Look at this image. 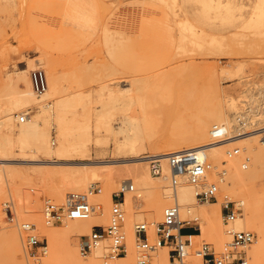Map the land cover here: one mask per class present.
I'll return each instance as SVG.
<instances>
[{
  "label": "bare ground",
  "instance_id": "6f19581e",
  "mask_svg": "<svg viewBox=\"0 0 264 264\" xmlns=\"http://www.w3.org/2000/svg\"><path fill=\"white\" fill-rule=\"evenodd\" d=\"M83 1L75 0L69 11L76 10L80 16L84 7ZM159 1L174 15L189 12L192 22L182 23L181 27L191 31L196 28L211 27L216 20L224 26H229L233 21L231 14L234 8L243 7V3L238 2L239 0ZM189 2L198 3L201 7L188 9L186 6ZM150 3L142 0L139 6L140 12L152 11V7L147 6ZM61 11L68 14L63 8ZM211 12L215 13L213 17H210ZM215 41L216 38L212 37L211 42ZM39 53V57L30 60L28 66L33 68L37 62L46 66V90L36 93L31 87L30 78L26 74L27 70L22 68L16 69L14 75L9 76L7 88L5 86L6 90L2 91L5 93L6 102L0 112V162L10 159V153L16 147L23 157H28L26 161L44 166L36 167L28 172L26 177L28 181L24 185L28 183L32 191V195L30 193L29 196L25 194L28 191L26 187L23 190L25 193L22 191L24 185L21 184L22 187H20V185L11 184L9 180L11 174L7 167H0V225H3L4 230L0 235V242L7 244L9 259L14 261V264H26L25 259L28 257L24 250V242L21 243L23 237L20 239L23 232L19 229L18 223L21 221L36 225L37 232L45 237L49 246V252L47 253V250L45 256L38 257L33 264H103L101 257H105V252L107 253L106 242L93 249L89 255L87 254V259H83L77 250L78 244L77 248L74 245V240L89 234L95 225L105 227L108 224L112 200L111 189L116 186L121 188L124 183H130L134 188L133 191L125 192L122 203V207L127 210L123 222L124 232H126V254L111 261L115 262L113 264H132L135 260L136 235L133 226L135 217L132 209L135 207L134 203L138 195L147 201V213L141 212L139 215L143 219L140 223L148 224L146 227L150 238L154 234V226L161 216V211L175 198L179 204L181 218L185 219L189 216L191 217L189 220H198L200 232L192 235L191 238L199 239L204 236L213 242L217 253L231 239L222 220V211L218 203L235 200L237 205L243 206L241 207L243 211L237 215L230 228L232 230L251 229L257 233L255 241L244 249L247 251L246 255L250 259V264H264V186L258 188L254 182L258 172L264 174V135L259 132L257 134L256 130L239 132L249 126L251 120L257 123L260 120L259 114L264 112V106L259 107L257 101H254L256 98H253L264 100V73L260 74L257 71L259 67L263 68L260 64L264 62L263 60L258 62L257 66H250L245 63L246 61H238L232 65L229 63L226 67L212 66L208 73L209 77L207 76L206 90L203 88V91L198 89L189 91L187 98L189 102L187 104L182 100V108L178 110L173 123L175 128L169 135V115H159L155 105L151 108V105L143 103L147 94L152 95L148 93L149 91L169 86L163 78L166 72H161V79H154L153 82L152 80L148 82L147 77H145L146 80L143 77L132 79L130 82L127 80L124 86L118 81V83L114 81L103 84L99 95L102 96L103 91H106V99L101 102L99 108L91 111V114H87L82 120H77L74 114L69 113L71 100L63 96L58 79L51 72L50 59L45 52ZM205 71L207 73V70ZM222 78H226L231 83L225 87L221 86L219 79ZM201 85L204 86V84ZM84 95L77 92L74 98L79 99ZM244 97L253 98V102L257 103L256 106L253 105L252 108V104L249 103L251 107H248L251 110L247 108H245L246 111L241 110L243 105L240 103L244 104L247 101ZM261 100H259L260 103ZM28 107L32 110H28ZM87 110L90 111L91 108ZM16 112L25 115L23 122L19 121L21 114L14 115ZM118 113L121 118L118 129H115L112 118ZM90 115L93 116L92 120L97 129L104 127L112 135H122L120 140L115 139L113 148L120 153L127 151L128 157L85 162V157L90 155L92 142ZM15 119L16 129L14 128ZM208 119L213 121L211 126ZM214 125L219 128L213 129ZM157 128L160 130L157 131ZM50 129L57 131L56 146L51 145L54 143L52 138L51 143L49 142ZM145 145L151 148L150 153L143 154ZM232 145L238 146L239 152L228 156L230 151L228 148ZM181 146L184 147L181 149ZM183 150L194 151L200 158L206 159L211 164L206 176L207 180L203 184L216 183L217 193L220 191L223 197L221 200L216 199L217 202L210 203V210L201 208L195 203V192L203 184H191L185 176H180L174 190L170 185V172L165 156ZM152 156L160 158L161 175L151 173L150 158ZM74 160L79 162H72ZM50 165H64L65 168H55ZM53 176H59L60 182L51 187L47 183ZM33 178H37L39 183L46 185V194L55 196L59 203L64 200V188L82 191L91 180L99 182L100 191L91 194V198L93 197L92 203L95 200L94 204H98L102 210L99 214L93 212L86 219H66L67 221L62 227L60 226V229L54 228L52 223H47L42 217L40 207L43 194L40 192L41 189L32 184ZM227 192L232 194V200ZM9 200L12 217H8L1 208V205L6 206ZM154 252L152 253L156 262L150 264H167L166 247H159V250ZM188 259L193 264H199V258L195 255H190Z\"/></svg>",
  "mask_w": 264,
  "mask_h": 264
},
{
  "label": "rangeland",
  "instance_id": "374dc122",
  "mask_svg": "<svg viewBox=\"0 0 264 264\" xmlns=\"http://www.w3.org/2000/svg\"><path fill=\"white\" fill-rule=\"evenodd\" d=\"M74 1L0 0V112L5 106L4 102H6L5 93H2V91L7 88L9 76H13L16 69L22 68L27 70L28 78H30L31 70L36 68L42 69L45 73L46 66L40 64V62H37V65L33 68L28 66L30 60L39 57V52H45V55L51 61V72L58 79L63 96L71 100L69 113L74 114L77 120H82L87 114H91V111L99 108L101 102L106 99V91H103L102 96L99 95L100 87L103 84H110L115 81V83L119 82L120 85L124 86L127 80L130 82L132 79L143 77L144 79L147 77L148 82L150 80L153 82L154 79H161V72H166L167 74L163 78L169 83V86L149 91L148 93L152 95L147 94L144 101H142L144 104L151 105V108L155 105L154 107L159 111V115H169L170 135L173 128H175L173 123L178 114L177 112L182 108V100L188 104L187 98L191 89L203 91L204 88L206 90L208 73H210L212 66L226 67L229 63L232 65L238 61H246L245 63L250 66H257L260 61H264V0H239L238 2L243 3V7L234 8L231 14L233 21L229 26H224L219 20H216L211 27L196 28L194 31L181 27L182 23L192 22L189 12L174 15L159 0H144L151 2L147 6L148 8L152 7V11L148 12H140L139 10L142 0H84V7L80 16L76 10L75 12L74 10L69 11L73 7ZM186 7L188 9H199L201 5L189 2ZM62 8L67 10L68 14L61 11ZM214 15V12L210 13V17ZM212 37L216 38L215 42H211ZM263 63H260L263 68L259 67L260 69H257L260 74L264 73ZM204 69L207 70V73ZM169 71L171 72L169 73ZM257 78L259 77L257 76ZM219 81L221 86L224 87L231 83L226 78L219 79ZM201 84H204V86ZM77 92L85 95L76 99L74 97ZM244 98L247 101L244 104L240 103V105H243L241 109L243 111L245 108L251 110L248 107H251V104L252 108L257 103L259 107L264 106V102L262 103L264 100L257 97L253 98L258 100L250 99L249 97ZM253 100L257 101V103H254ZM259 100H261L262 104ZM249 103L251 104L249 105ZM89 108H91L90 111L87 110ZM28 110L31 111L32 108L28 107ZM18 113L21 114L16 112L14 115L16 116ZM120 118L119 113L112 118V125L115 129H118ZM259 118L260 120L257 123L251 120L249 126L239 130V132L256 130L257 134L259 132V134L264 135V112L259 114ZM90 119L92 142L90 143V155L85 157V162L128 157L127 151L120 153L113 148L115 139L120 140L122 135H112L104 127L97 129L94 125V120H92V115H90ZM208 123L211 126L213 121L208 119ZM92 127L95 128L93 129ZM14 128H17L16 119L14 120ZM54 129H50L49 134V142L51 143V138L54 141V143H51L52 146L58 144L57 131L55 132ZM156 130L159 131L160 129L157 128ZM162 131L163 129L161 128ZM114 135L116 138L113 137ZM182 147L184 146H181V149ZM234 147L238 146L232 145L228 149ZM149 151H151V148L145 145L143 154L150 153ZM27 158V156L23 157L20 150L15 147L10 153V159L0 162V167H7L11 174L9 180L12 185H20L22 187L28 181L26 178L28 172H31L36 167H44L41 164L26 161ZM59 161L62 162V160ZM72 162L79 161L74 160ZM50 166L65 168L64 165ZM39 182L37 178L32 179V184L36 188L38 187L39 190L41 189L40 192L43 194L40 207L43 219V210L47 201L60 206L64 204L68 193L77 191L64 188V200L59 203L56 201L55 196L46 194V185ZM59 182V176H53L47 184L52 187L59 184ZM254 182L258 188L263 187L264 174L258 172ZM92 183L100 187L99 182L91 180L82 191H86ZM25 187L26 190H30L29 193L28 191L26 193L23 191ZM119 188L118 186L112 188L111 195ZM22 191L27 196L32 192L28 187V183L22 187ZM219 193L216 194L217 200H221V197H223L220 191ZM227 195L231 199L232 194L228 193ZM90 199L92 202L93 197L91 198L90 196ZM216 199L202 202L195 198V203L201 208L210 210V203L217 202ZM223 202L218 203L221 209ZM231 203L236 204L237 202L234 200ZM134 205L132 213L135 217L133 220V226L135 227L136 224L143 221L139 214L141 212L147 213V201L141 195H138ZM238 206L241 209L240 212H242L241 207L243 206L239 204ZM4 207L1 205L3 211H5ZM101 210L102 207L94 213L99 214ZM162 211L160 218L157 219L158 222L162 219ZM126 215L127 210L125 211ZM130 215L132 216V214ZM190 218L189 216L185 217V219ZM7 221L9 220L7 219ZM65 221L67 220L57 221L52 225L54 228L59 227L60 229ZM197 221L194 223L198 224ZM2 227L3 225H0V235L4 231ZM247 230L253 232L256 239L257 233L251 229ZM37 231L35 225V232L39 239L47 245L48 253L47 240ZM188 232H191L189 226L182 229V233ZM124 233L126 235V232ZM22 234L20 235V239L23 237L21 243L24 242V233ZM83 238L84 235L79 240H74L75 247L78 244V248H76L79 253V245ZM2 242H0V248L2 247L0 249V264H14V261L9 259L7 244ZM204 242L213 246V242L201 236L199 239H193L191 251ZM215 248L213 246L214 250ZM158 250L159 248L155 252ZM215 252L217 253V250ZM246 254L247 251L245 250ZM86 255L80 253L83 259H87ZM150 255L151 262H154L153 253L151 252ZM42 256H45V254L40 257ZM245 258L247 264H250V259L247 258V255ZM25 261L26 264H33L30 257H27ZM101 261H103V264L115 263L111 262L114 260H109L106 257H101ZM135 261L136 253L132 264Z\"/></svg>",
  "mask_w": 264,
  "mask_h": 264
},
{
  "label": "built area",
  "instance_id": "2783aa9c",
  "mask_svg": "<svg viewBox=\"0 0 264 264\" xmlns=\"http://www.w3.org/2000/svg\"><path fill=\"white\" fill-rule=\"evenodd\" d=\"M30 83L36 93H42L47 88V79L42 69L36 68L30 72ZM25 115L19 116V121L23 122ZM214 125L213 129H218ZM239 152L238 147L228 151V156ZM169 174V182L174 190L179 183V177L185 176L191 184H203L211 168V164L204 158H200L194 151H179L165 156ZM150 170L153 175H161L162 164L160 158L152 156L150 158ZM133 185L124 183L121 188L112 193L111 205L109 207V222L106 227L94 226L89 234L84 235L80 242L79 250L82 255L90 253L101 243L106 242L107 253L105 257L114 260L126 254L125 233L123 222L125 211L122 207L126 191H133ZM100 188L92 184L86 191L70 192L66 195L64 204L57 206L47 201L44 206L43 215L47 223H54L64 219H86L93 212L100 210L98 204L90 201L93 193L99 192ZM218 191L217 184L208 182L196 190L197 200L207 202L216 199ZM8 217H12L11 205L9 201L4 207ZM222 220L227 227V232L231 239L223 245L221 252L216 253L213 247L207 243H202L198 248L191 251L193 239L191 234L182 233L186 226L196 225L200 232L196 220L183 219L180 216L179 204L173 198V202L165 205L162 211V219L154 226V234L150 238L146 223H138L134 227L136 235L135 249L136 261L134 264H150L151 252L159 247L167 248V264H193L189 261L190 255L199 258V264H247L244 248L250 245L255 235L247 229L232 230L231 224L240 213L241 209L231 201H224L222 205ZM19 229L24 233V250L28 257L35 261L38 257L45 254L47 245L39 239L35 232V225L30 222L21 221L18 223ZM156 262V261H155ZM113 264V263H106Z\"/></svg>",
  "mask_w": 264,
  "mask_h": 264
},
{
  "label": "crops",
  "instance_id": "0c3cea01",
  "mask_svg": "<svg viewBox=\"0 0 264 264\" xmlns=\"http://www.w3.org/2000/svg\"><path fill=\"white\" fill-rule=\"evenodd\" d=\"M189 227L191 228V232H188V233H185V234H191V235L198 234L196 225H190Z\"/></svg>",
  "mask_w": 264,
  "mask_h": 264
}]
</instances>
